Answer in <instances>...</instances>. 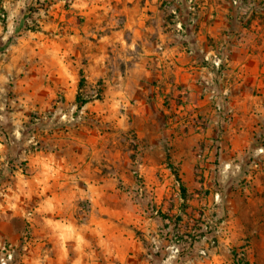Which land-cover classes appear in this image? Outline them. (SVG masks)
I'll return each mask as SVG.
<instances>
[{
    "label": "rangeland",
    "instance_id": "rangeland-1",
    "mask_svg": "<svg viewBox=\"0 0 264 264\" xmlns=\"http://www.w3.org/2000/svg\"><path fill=\"white\" fill-rule=\"evenodd\" d=\"M203 3L239 38L264 30V0H0V264H232L264 241L223 228L237 213L215 173L216 76L160 82ZM46 155L65 176L36 175Z\"/></svg>",
    "mask_w": 264,
    "mask_h": 264
},
{
    "label": "crops",
    "instance_id": "crops-1",
    "mask_svg": "<svg viewBox=\"0 0 264 264\" xmlns=\"http://www.w3.org/2000/svg\"><path fill=\"white\" fill-rule=\"evenodd\" d=\"M212 10L223 13L212 4H201L199 14L202 15L193 24L188 22V32L182 34L186 37L182 40L183 44L165 48L162 54L163 57L165 55L163 62L168 73L160 82L164 83L166 77L173 75L175 82L186 81L194 87L199 85L197 74L216 76L218 84L215 89L223 110L229 107L230 113L227 115L230 120L217 134L218 145L215 148L219 163L215 173L223 181L227 200L237 213V216L228 217L229 225L223 228L241 243L249 234L264 233V223L259 222L260 219L264 220V30L255 34L254 38H239L233 28L236 23L231 17L215 15L211 19ZM214 58L220 59V68L213 64ZM181 74H191L192 78L184 80ZM201 110L212 113L207 105ZM259 148L263 149L262 153H258ZM255 155L260 159L258 167L252 164ZM37 157L34 161L43 166L39 170L34 168L38 170L37 176L49 174L51 170L65 176L66 166L63 163L52 164L48 155L39 159ZM203 171L204 175L208 174L207 170ZM254 183L257 185L255 191L259 194L253 198L250 189ZM241 184L245 187H241ZM73 193L76 195L75 191ZM53 197H49V200ZM60 206L54 209L58 210ZM75 229L70 225L59 227L58 235H55V248L59 249L60 258L67 254L62 245L66 244L67 239H74ZM251 243L249 264H264V241L256 242L251 238ZM60 258L59 262L62 263L64 260ZM72 264L77 262L72 261Z\"/></svg>",
    "mask_w": 264,
    "mask_h": 264
},
{
    "label": "trees",
    "instance_id": "trees-1",
    "mask_svg": "<svg viewBox=\"0 0 264 264\" xmlns=\"http://www.w3.org/2000/svg\"><path fill=\"white\" fill-rule=\"evenodd\" d=\"M220 67H221V66H220ZM220 67H219V68H220ZM81 76H82V72H81ZM82 81H83V77H81V79H80L79 86L82 85ZM77 99H78V97H77ZM79 100H80V99H79ZM78 102H79V107H78V109H79L81 103H84L85 101L80 100V101H78ZM174 174H175V177H176L177 181L180 182V184H179V187H180V197H181V199L184 200V199H186V189H185V186H184L183 183L181 182L178 173H177V172H174ZM187 237H190L191 239L193 238V236L190 235V234H188ZM193 240H194V241H197V239H195V238H193ZM242 255H243V256L238 257L237 254L234 253V254H233L232 264H249V261H248L246 255H244V254H242Z\"/></svg>",
    "mask_w": 264,
    "mask_h": 264
},
{
    "label": "built area",
    "instance_id": "built-area-1",
    "mask_svg": "<svg viewBox=\"0 0 264 264\" xmlns=\"http://www.w3.org/2000/svg\"><path fill=\"white\" fill-rule=\"evenodd\" d=\"M212 62H213V64H214L216 67H219L220 64H221V61H220V59H218V58H214ZM179 109H180V110H183V109H184V106H183L182 104L179 105ZM257 151H258V153H262L263 149H262V148H259ZM252 164H253V166L258 167L259 162L256 161V160H253V161H252Z\"/></svg>",
    "mask_w": 264,
    "mask_h": 264
}]
</instances>
